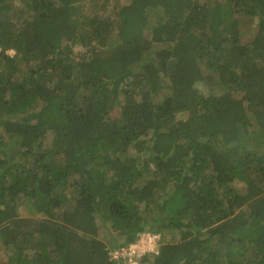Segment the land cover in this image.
I'll return each instance as SVG.
<instances>
[{
    "label": "trees",
    "instance_id": "1",
    "mask_svg": "<svg viewBox=\"0 0 264 264\" xmlns=\"http://www.w3.org/2000/svg\"><path fill=\"white\" fill-rule=\"evenodd\" d=\"M84 1L0 0V264H264V0Z\"/></svg>",
    "mask_w": 264,
    "mask_h": 264
},
{
    "label": "built area",
    "instance_id": "2",
    "mask_svg": "<svg viewBox=\"0 0 264 264\" xmlns=\"http://www.w3.org/2000/svg\"><path fill=\"white\" fill-rule=\"evenodd\" d=\"M161 235L148 227L138 233L135 241L109 251L113 264H141V258L145 254L157 253Z\"/></svg>",
    "mask_w": 264,
    "mask_h": 264
},
{
    "label": "rangeland",
    "instance_id": "3",
    "mask_svg": "<svg viewBox=\"0 0 264 264\" xmlns=\"http://www.w3.org/2000/svg\"><path fill=\"white\" fill-rule=\"evenodd\" d=\"M96 1L98 3H104L105 4V6L103 8L98 9L100 12L102 11L108 15H112V16L114 15L113 9L115 7V4H117L115 0H96ZM121 1H123V0H121ZM83 8L86 9L87 13H90V10L88 9V0L83 2ZM245 21H248L249 25H247V27L245 25V28H248V29L246 31H244L243 38H242L243 42L251 40L253 37H255L254 35H255L256 28H257L255 25H253L251 27L252 23L251 24L249 23L248 18H245ZM78 50L81 51V50H83V48L78 47ZM8 52L10 54H12L14 51L9 50ZM117 114H118V108H117V106H114V108L110 112V115L115 116ZM237 186L242 188L243 184L240 183V184H237ZM20 213L25 215V205H23V207L21 208ZM115 239L118 240L119 238L116 236ZM5 258H6V256H5L4 250H0V260L3 261Z\"/></svg>",
    "mask_w": 264,
    "mask_h": 264
}]
</instances>
